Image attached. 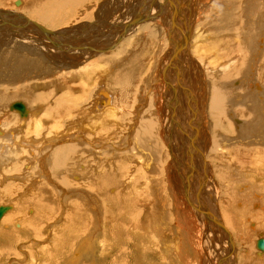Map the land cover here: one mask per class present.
I'll return each mask as SVG.
<instances>
[{
    "label": "bare ground",
    "instance_id": "1",
    "mask_svg": "<svg viewBox=\"0 0 264 264\" xmlns=\"http://www.w3.org/2000/svg\"><path fill=\"white\" fill-rule=\"evenodd\" d=\"M54 1H56V3L52 4L53 6L51 10H49L47 9L48 8L47 3L44 1L42 2L40 0H22V2H26L27 5L30 7V10L28 9L29 11L28 14H30L35 19H38L41 23L39 22L35 23L30 19L20 17L19 14L14 11L1 12V8H0V14H2V19L0 20L1 21L0 27H3L4 29H8L10 31L9 34H12L14 38L15 37L23 38L22 31H14L15 29H22L23 26L32 27L31 33L33 34H35L34 32H38V34L37 33L35 34L36 36L34 35L35 37L34 41L36 42H38L39 40H43V36L41 32L47 34L45 38H48V34L55 35V39L51 41H48V40L45 41L46 43H49L50 45H55L54 54H48L47 59H46V58H43V50L39 49V47L43 46L42 44L43 41L40 44L42 46L35 44L33 41L32 42H29V41H16L15 42L11 38V36L10 37L5 36L4 31L0 30V48L2 46L8 47V49H3V48L0 49L1 51L0 52V81L16 82L17 84H23L21 86H24V85H27L28 83V81L26 82L22 81L25 78L38 75L40 73H46L50 77L57 73V68H59V66L60 68L63 67V64H64L63 60L57 59L58 57L57 56V53H58L57 45L65 44V43L75 44L76 42L70 38L68 34L69 31L67 30L60 31V32L51 31L52 29H49V28H54L58 26V24L62 22V20H64L65 17H61L60 15L61 10H64L68 6H76L79 4V2L83 4L87 0H54ZM130 1H133V0H130ZM153 1L155 0H147L146 4L144 5L145 6L144 9H142L143 12H145L143 15V18L145 16L147 17L148 14L154 16L155 12L158 14H161L163 12H165L166 15H169V13L171 14L170 20L169 21L167 20V28H166L167 33L165 36L167 39H166V42H163L164 48H163V45L162 47L156 46V44L158 43V40L156 39V37L157 36L159 37V35L161 36L163 35V34H160L159 32V30L161 29H158V27H156L157 23L156 24L155 22L154 23L150 22L148 24L146 23L145 25L140 26L139 29L136 28V30H139L138 31L139 33L137 32L139 34L137 37L131 38L132 37L131 36L129 39L125 40V42H123L122 44L116 47L117 54L112 52V54L110 55L107 54V55L98 56L88 66H84L81 73L78 74L79 76H81V79L84 80V82L82 83V82H77V79L79 76L76 75L73 71L68 72L65 70L67 69L66 62L68 63L75 62V60H77L79 57L78 54L88 51L89 49L87 48L93 47V49H102L104 47H108V45L103 46L102 43L101 44L96 43L98 39L96 41H93V38H91L92 44H93V46H91L89 43L90 38H86L84 36L81 39L82 42L79 41L78 45H70V50L76 54L73 57L68 58L69 60H71L70 62L65 58V67H63L64 69L62 68L60 71H58V74H60L63 81L60 84H57V83L49 84V86L52 85L55 87L53 90V92L55 91L54 92L55 95L52 96V99L50 100L52 101L51 104L47 103V97H45V95L39 93V91L36 90L38 88L37 86H33V85L24 86V87L20 86L21 88L19 89V92L17 93V97L26 98L28 105L35 106V108H33L32 110L24 103L25 109H26L25 112H21L17 109H12L11 108L12 104L17 102V100H15L9 106L11 110L17 111L19 115L23 118L25 116H28L30 112H32L34 116L35 114L37 115L39 111H41L42 109L46 107V106L44 108L42 107L43 105L42 102L46 101L45 103L48 104V107L44 109V112L45 110L47 114L49 111L53 112L52 113L53 116L54 114L57 115L53 119H56V121L58 122L61 121L62 123L63 122L65 123V121H62V120L65 117H67L66 121L68 122V124L74 127L72 128V132L68 130L67 133H60V134L57 133L56 130L60 129L61 126H63L64 124V123L63 124L60 123L56 125L55 127L56 130L54 131L47 129L45 131V134H46L45 137L41 139L42 121H39L38 119L33 120L32 116L31 117L29 116L28 119H20V118L18 119V116H16L15 120L11 119L10 121H7V119H5L6 122L0 123L1 125L3 124L10 125L12 123L14 124L16 123V125L17 124L21 125V130H28V131L30 130V132L33 133V136L29 140H25V139L23 140V142L27 141L25 143L26 144L25 147H23V145L16 143L15 145H17L18 148L20 147L18 149V152L14 153L15 150H13L11 152V155L8 156L9 163H6V165L3 167L0 166V170L1 171L6 170V173L7 171L13 170V169L18 171L19 175H17V177L21 178L24 181L28 180L27 178H25L27 174H29L28 177H30V174L33 175V177H35L34 181L36 182L41 181L42 180L41 177H44L45 174H47L46 173V165H47L46 162L48 161V157L46 154H43V151L41 150L40 146L43 147L45 145L44 143H48L49 145H51V144L56 143L57 141H60L61 139L57 137L59 135L61 136V134H63L62 138L68 139V143L54 147L53 153L49 157V160L52 161V165L54 166L56 173L53 174V171L50 169V177L48 175L47 177L49 180L52 177H55L56 179H59L61 183L60 184L58 183V185L55 184L56 188L54 190L53 188L51 190H49L50 188L43 189L41 187L42 185L39 184L37 188L39 192H41L39 195H36L37 192L33 194L31 193V198L30 197H27L28 199L22 198L20 201L16 202V205L18 204V207L20 206L19 210L21 209V207L22 208L24 206L27 207L28 205L33 206L34 209H38V211L35 212L36 214L34 213L33 217L27 216L26 218L27 220H25V222L22 221V223L25 224L26 227H29L31 224L32 225L37 224V227H35L36 225H34V227L32 226L33 231L36 233L40 231L39 228L43 226V224L49 223L48 221L52 220V218L53 219H55L56 217L58 218L59 215H60L59 218L58 219L56 218L57 219L56 222L59 223V221L62 219L61 222H65L69 224V227H68L69 235L68 237L66 236L65 238L67 239L69 243L67 245L68 250L66 252V256L68 257V259H70V261L67 260L69 261L68 264H74L75 258L77 257L76 251L77 249L80 248V246H78L80 242L77 240V236L87 230V226H86L87 224H86L82 228V231L78 233L81 227H78V225H76V223H78L79 221L78 220L79 215L83 217L84 211L81 209L82 205H80L79 200L75 198L77 193L81 194L82 191H79V190L77 191V189H74V186L76 187V185H74L73 181L71 180L72 178L74 179V177H77V173H75L76 166L82 164V162L77 160V156H76L78 152V145L76 144V140L79 134H77V132L74 131V129L76 128L75 127L76 124H79V122H76V120L73 117H76L79 115L77 114L78 109L83 106V103H86L89 100V97H88L89 94L87 93L88 92L87 90H90L89 86L92 83L95 84L94 86L102 85V86H99L98 91L96 92V94L100 96V98L99 100H95L93 104V108H92L93 114L95 113V115H98L97 118H99V121H101L99 125L101 127V131L97 133L94 132L93 135L96 136V138L95 137L92 138V136L90 139L85 138L88 144L85 145L84 153L86 152V150L88 152H91V151L95 152L98 150V148H103L104 143H101V140L97 136L100 135L102 138H109V136H111L112 134H115L108 130V128L112 126V127L117 128L116 131L118 133L120 132V134L127 130V132L123 134V136L125 137L126 140L130 139L131 141L133 140L135 143L134 148L126 153V155L129 156L127 160L129 161V160H133L134 158H136L137 160L140 161L141 168L143 167L142 164L143 165L145 164L146 166H144V168L150 171V172H146L150 174L148 175L144 174V176H147L145 179L150 181L152 178H154L153 174L156 175V178L153 180L154 187L156 186L160 187L162 185L161 175L165 170L167 171L166 178H167V181L169 182L168 187H169L170 193L173 198V201H172L173 203L170 204L168 203L167 198L166 199L162 198L164 197V192H166V190L164 189L160 191L158 189H156V191L154 190L155 197L148 198L149 203L148 201L147 202L145 201V202L148 204V206H151L150 212L151 214L155 215V217L154 216L153 217L156 219L162 220L161 223L162 222L170 223L172 225L171 222H173L176 219L174 221L175 224L173 228L180 229V232L176 231V233L173 234V232L171 231L173 234L172 237L175 235L176 243L170 244L171 242L169 240L171 237L169 238V240H167L165 236H162V238L167 240V242L169 241V244L166 247V249H169L170 253L172 254L171 256L175 259L176 263L179 262V264L181 263L189 264L188 257H191L189 255L187 256L186 254L188 253L186 252V247L188 244L187 239H185L187 241L185 242V241H182L180 238L181 236H187L185 232L188 233L189 228L191 227V226H188L187 229L184 231V229L186 228V224L189 223L188 221L190 220L187 214L189 215L198 214L199 208L201 207L202 203L205 204L204 201H207L208 200L207 196L210 195L209 194L210 190H208L206 193H205V190H203L202 194L195 192V191L199 189L207 188L209 186H212L211 189H214V187L217 186L216 184H214L215 180L209 181L210 179L209 173H210L211 162H212L209 159L210 157L212 158L215 157L216 159L219 160V163L216 161H215L216 163H214V164H217V166L212 165V168L215 171L217 178L219 177V180L222 181L223 183L222 187L224 188V190H226L229 193L228 199L231 201V202L229 201L230 202L229 204H233V206L228 205V203H226V205L224 203L223 205L222 215H223L224 220H226V222H228L229 224V225L227 224V226H230L234 233H237V234L240 233V235L241 234L244 235L243 236L244 243L246 242L245 244L248 246H249V243L247 244V241H249L248 239L252 236L253 232L256 233V231L259 229H260L259 231H261V229H263L264 231V200L261 201L262 208L260 210H256L255 209L256 207L257 209L260 208L257 202H260L259 198H261V195L259 193L251 192V190L253 191L254 188H257L258 186H261V185L264 186V96L259 95L261 91L259 89H262V91H264V7L262 6V0H218L217 2H214L215 0H205L206 3L212 2V5H210L211 7L209 6L210 7L209 9H207L206 6H203L202 9H205V11L202 12L203 13L202 20L205 26L209 28V30L206 29L207 30L206 32L212 31L213 35L212 33L211 34L208 33L206 37L204 35L203 40L199 39L198 46L196 48L202 52H205L206 54L207 53L210 55L216 54L217 56H221L220 59L218 57L213 56L215 57L213 59H215V61L217 62L216 64L218 65L220 64V65L215 67L214 69L212 68L211 72L209 73L211 77L207 76L209 79L208 80L209 82L206 84V86H205V80L199 79L202 76V73H204L205 69H203L202 66H200L201 64H199L200 62H197L198 60L192 56L190 50H189V56L186 61L188 67L184 65L183 56L184 54H188V52L187 50L184 49V46H183L187 35L181 31L183 16L180 14V11L183 7L182 2L180 0H166V1L164 0V2L160 3L158 0L156 4H152ZM134 3L135 1L130 2V6H131L130 9L126 7V12L131 18L132 16H136V11H134V8L136 5ZM18 4H20V2ZM119 6L120 5H118V7ZM214 6H217L215 11L211 9ZM105 10L101 12L99 17L103 18V15H106L107 17L111 15L110 14L111 12L109 13L108 11L107 13ZM149 15L148 17H150ZM158 18L159 20L162 19L159 16ZM59 19L60 21L58 22L53 21V20H59ZM162 20H165V18ZM138 22L140 21H137V23ZM136 25L137 24L135 23V25L133 26H136ZM87 27L89 28L84 31L88 33L90 36H92L94 32L93 30H95L99 32L97 34L98 38L104 39L105 36L101 35L103 34L101 29L100 31L97 29L98 27H95V26L90 27V25ZM134 28H129V31L133 30ZM53 30H56V29H53ZM90 30H91V33H90ZM111 30H114V29H110V31ZM117 32L118 33L121 32L122 33L121 35L123 37L125 35H128L127 33L125 34L126 31H123V32L117 31ZM16 33L17 35H15ZM31 33L30 35L28 32L26 34L31 36ZM121 35L119 36L120 40L122 39ZM226 38L233 39L235 43L230 45V43L226 40ZM13 43H15V46L12 49H10V45ZM186 45H187V42H186ZM161 48H162V52H160ZM138 49L142 51L150 49L148 56L147 57L143 56L142 59L139 58L136 54V51ZM205 49H207V51ZM101 52L103 51L101 50ZM163 52L165 56L161 60H158L157 55ZM27 55L31 56L32 58L31 59L28 58ZM170 55H171V58L173 57V60H172L173 62L171 61V63L173 64V70L171 68L172 71L170 72H172L171 74L173 78L175 79V81L174 83H172V86L168 85V87H166L167 91H164L163 89L162 93L156 94V102H154V104L151 105V107H149L148 109H146L144 106L145 100L147 99L145 95H148L147 89H146L144 96L140 100L139 105L136 106L137 104L136 102L138 101H135L134 102L135 104L132 103V106H129L130 98H132V96L135 94L133 93V91L140 89L139 84L138 85L137 84L136 85L126 84L128 89L125 92L121 90L120 88L116 90L114 86L109 87L112 84L110 80V76L112 74H116L120 72L121 74L119 75V79H122L130 74L132 75L133 82L136 83L139 81V77L142 71H144V73L149 72V70L151 69V65L155 66L153 67L155 68V70L151 75L152 79H156L158 82H161L160 81L161 79H162V82L165 80H166L165 82H169L171 80V74L168 71V69H167L168 72L166 71V69H164V72L162 73V70H163L162 65L167 63V57ZM146 58H149V61H147ZM131 61H133V63H130ZM44 64L46 66L49 65L50 68L46 67L45 69ZM55 65H56V68L54 67ZM102 70L108 71L109 76L105 77L104 79V83L107 85L108 88L104 86V83H97L99 80H102L101 78H99V75H100L99 71H102ZM184 70H186V72H183ZM196 72H198L197 75H196ZM63 75L70 76L68 82L65 81L67 76L64 77ZM187 79L189 81H186ZM17 81H21V82H17ZM119 82L120 80H115V84ZM230 83H233L232 87L230 86ZM2 86L4 90H7L9 87L7 84H4ZM49 86L46 85V87L48 88ZM66 86H70L71 88H75V89H81L82 91L76 90L77 91L76 93L66 92V95L58 96L57 91L55 89L58 88L57 90L61 91L62 88ZM189 86H193L192 90L195 91V95H199L198 93H200V95L202 94L204 103L209 102L207 103L206 112H205L206 114L204 116L193 118L194 109L190 106L189 104L190 101H188V99L185 98V96L190 94L189 93L190 89L188 92L186 91L188 90L187 88ZM120 92L123 93V98H125L126 100L125 103H123L124 105H126V107L124 108H127L129 106L128 108H131V113H133V115L129 118H126L124 116L123 117L124 119L121 118V121H119V119L116 116L117 109L119 108V105H120L119 101H118L119 105H117L116 102L119 99ZM137 97L136 99H138ZM12 99H13L12 96H5L3 93L0 92V109H3V107H5L9 102H11ZM174 99L179 104H176L174 102ZM107 105H112V106L109 107ZM79 110L82 111L81 109ZM141 110H142V114H141L142 116L140 115ZM85 111H87L86 108H85ZM74 112H76L75 115H74ZM180 115L182 116L180 117ZM202 117L204 120L202 119ZM84 118L88 119V116L84 115ZM128 119L130 121H128ZM32 120L34 121V123L32 122ZM124 121L129 122V123L127 124ZM96 126H97L96 122L93 121L92 127H94L95 130H96ZM102 126L105 128V130L103 129ZM52 132H53V135H51ZM179 132L183 133L184 137L187 140V144H185ZM2 133H3L2 129L0 128V136L2 135ZM12 133L13 132H11L10 135H12ZM118 133L115 135L117 136ZM135 133H137V135L134 137ZM188 133L192 137V139L188 138L189 136ZM197 135L199 136V138ZM0 140H4V138L3 139L0 138ZM193 140L198 141V144L200 146L202 145L200 147L201 148L200 151L204 150L208 160L211 162L207 160L205 162L204 161L202 162V160L198 158V155L200 158H202V155H201L202 151L200 152L198 149H196ZM40 142L42 143L43 146L40 145ZM174 143H177V146H174ZM138 144H140L141 146H139ZM169 146L171 147L170 151L164 152L165 148ZM3 147L4 145L0 147V154L5 149L11 150L13 148V146L11 147L10 145L5 146L4 148ZM26 147H28L29 150H27ZM186 147H187V150H186ZM27 152L32 153L30 156L31 158H28V160L26 156ZM21 154L23 155L25 154V156L23 155L20 156ZM187 154L188 156L192 155V159H193V163L191 164V166L193 165V167H190L188 169L186 168L184 164L187 158ZM165 156L166 157L171 156L170 162L168 163L169 165L166 167L164 166V163H163L164 161L163 159ZM188 158H190V156ZM230 159L234 161L235 163H231ZM12 161L14 162L12 163ZM111 161H109L108 159H98L97 158L96 164H98L99 168L102 167V169L97 170V168L95 167L93 168V170H91L90 172L91 179L88 180L90 182L88 186L94 188V190L97 191V193L102 195V198L104 199V201L111 202L112 200H115L119 204L118 206L113 205V207L115 208V211H116V208H119L121 211L109 212V214L111 215L110 216L111 220L112 218L115 217L116 220L127 225L129 224V222L127 221L126 217L130 214L129 210L132 207L131 204L129 203H134L135 201H131L130 198L124 199V195L120 196V192L123 188L121 184L126 186L127 183L122 182V180L119 178V174L122 175V173L125 171H122V172L120 170L114 171L116 166H113V163ZM31 171H34V172H31ZM186 171H188V175H187L188 180H186V182L184 183L185 188L187 189L186 191L184 190L186 192L184 195L183 186H182L183 181H182L180 174L186 175ZM249 172H251L252 175H249L248 174ZM189 173L191 174L189 175ZM234 176H240L241 178L237 180H233L234 181V184H233L230 181H232L231 179ZM225 183H227V185H230L232 187L234 185L232 192L228 190V188L226 187L227 185ZM30 185L33 186V184H30ZM30 185H28L29 187L28 189L31 188ZM187 186H190L192 191H189ZM260 188L261 187L257 188V190H259ZM52 191H55V193H57V196L62 197V199H56L51 202V197L49 196L50 194L49 192H52ZM111 191L114 193V195L112 194V196L109 195ZM46 193H48L47 197L45 196ZM84 193L85 192H83L82 194ZM222 194L223 193H221V195ZM231 194L233 195V199H231L232 197ZM192 195L194 196L191 197ZM45 200L47 201V203L45 202ZM243 201H245V203L247 201L248 203L247 209H242L241 207L240 208L242 210H238V209L231 210L230 209V207H233V208L234 206L238 207V204L240 203L242 204ZM61 204L63 205L61 206ZM127 204L129 205L127 206ZM91 205L93 206V204ZM0 206L8 207L7 211L0 218L1 224L3 225L10 224L9 219L13 216L14 213L12 212V214H9V215L7 213L13 209V205H0ZM127 207L129 208V210ZM15 208L17 209V206ZM172 208L174 209V211H172ZM193 208L196 209V212L193 211ZM217 211H218V216L220 214V219L217 218V220L218 221L220 220L221 222V218H222L221 212H219V210ZM170 212H173L175 214V217L173 220L171 219V217H169ZM201 213L203 215V218L202 217L200 218L198 216H196L195 218L198 221H201V225L203 226L207 220L209 224L210 219L208 218L205 221L206 219L205 215L203 212ZM15 222L11 221V224L14 223L15 225H17L18 223H20L18 225H20V227L22 226V223L20 221H17L16 223ZM106 222L107 221H105V223ZM143 222H145V220ZM139 224H138V227H139ZM146 224H149V223H146ZM38 226L40 227L38 228ZM157 226L158 225H156V227ZM11 227L12 226H10V228ZM32 227H30V230L32 229ZM216 228L218 229V227ZM20 229L26 231L24 226H22V228ZM49 229L51 228L49 227ZM192 229L193 228L191 227V230ZM143 230H147V229H143ZM11 231H15V228H12ZM221 232L222 230L220 231V233ZM88 233L89 231L85 234H88ZM150 233L152 234V232H148V236L147 235L146 236L150 237L149 235ZM165 233H167V231ZM5 234H6L5 232H2L1 235L5 236ZM104 234L106 235L105 232ZM140 235L142 234L140 233ZM160 235L158 234V236ZM194 235L196 234L194 233ZM4 236H0V237H2L3 239ZM136 236H139V235L137 234ZM61 237L64 238L65 236L63 235ZM85 237L89 238V236H86V235ZM160 237L158 238V240L160 239ZM91 238H92V235H91ZM143 238L144 237H142V240ZM261 239L262 238H259L256 241V247L257 249L259 248L262 250L258 253L260 254L262 253L263 256L261 258H255L253 261L254 264H264V253H263L264 247H259V244H258L259 240ZM3 240H6V239H3ZM141 241H139L140 244H143ZM163 241L164 240H162V242ZM76 243H77V246L75 247L76 249H74V246H75L74 244ZM81 243H84V242H81ZM90 246L92 248V245ZM83 247L84 246H82V248ZM13 249L14 247L13 246L11 247V244L9 243L0 245L1 263L3 262L4 264L8 261V258L10 257V255H13L14 253ZM81 250L83 251V249ZM125 250H126V247H125ZM172 250H174L175 252ZM40 252L42 254V251ZM51 252L53 253V250ZM63 252H64V255L61 254L62 255L61 257L64 256L63 258L66 259L65 251L63 250ZM73 254L74 256H72ZM243 255L249 258V254L243 253ZM232 256L231 258H233ZM57 257H60V256H57ZM215 257H217V255ZM224 258H225V255H223L221 258L218 257V259L221 260V262L224 260ZM248 258L242 263L246 264L249 260ZM194 259L196 260V262H198L196 258ZM55 260L60 261L61 259L55 258ZM55 260H53L55 264H58V261H55ZM190 260L192 261V257ZM236 260L237 259L235 258L230 259L227 264H236ZM242 260L243 259H240L239 262H241ZM60 262L62 263L63 261H60ZM123 262L124 264H128L126 259ZM45 263L47 264L48 262H45Z\"/></svg>",
    "mask_w": 264,
    "mask_h": 264
},
{
    "label": "rangeland",
    "instance_id": "2",
    "mask_svg": "<svg viewBox=\"0 0 264 264\" xmlns=\"http://www.w3.org/2000/svg\"><path fill=\"white\" fill-rule=\"evenodd\" d=\"M19 1H20V4L16 3L17 0H4V1L0 0L1 12H3V11H14V12H17L20 17L30 19L35 23H37V22L41 23L38 19H35L30 14H28V12H29L28 9L30 10V7L27 5V3L22 2V0H19ZM40 1L46 2L48 5L47 9H49V10H51V8L53 6L52 4L56 3V1H54V0H40ZM134 1H135L134 4L136 5V6L134 5L135 6L134 11H136V16H132V18H131V17H129L128 13L126 12V7L128 9H130L131 8L130 2H134ZM141 1H143V2H141ZM180 1L182 2V6H183L181 11H180V14L183 16L181 31L187 35L184 44L182 43L184 46V49L187 50V52H188V54H184V56H183L184 65L186 67H188L186 61H187V58L189 56V50H190L192 56L195 59H197L198 60L197 62H200L199 64H201L200 66H202V68L205 69L204 73H202V76L199 79L205 80V86H206V84L209 82L208 81L209 79L207 76L211 77L209 73L211 72L212 68L214 69L215 67L220 65V64L219 65L216 64L217 62L213 58H215V57H218L219 59L221 58V56H217L216 54H212V55H210L208 53L206 54L205 52H202L196 48L198 46L199 39L203 40L204 35H205V37H206V35H208V33H210V34L212 33V35H213L212 31L206 32L207 30H209V28L205 26V24L202 20V18H203L202 12L205 11V9H202L203 6H206L207 9H209L211 7L210 5H212V2L206 3L205 0H202V1H200V0H180ZM217 1L218 0H215L214 2H217ZM137 2H139V3H137ZM146 2H147V0H145V1L144 0H133V1H130V0H87L83 4H81V2H79L80 5L78 4L76 6H68L64 10H61L60 15H61V17H65L64 20H62V22H60L58 24V26H56L54 28H49V29H52L51 31H59V32L67 30V31H69L68 34H69L70 38L76 42L75 44L65 43V44L57 45V47H58L57 59L63 60V62H64L63 67H65V58L70 62L71 60H69L68 58H71L76 54L70 50V45H78V42L79 41L82 42L81 39L84 36L86 38H90L89 43L91 46H93L91 38H93V41H96L98 39V41L96 42L98 44L102 43L103 46L108 45V47H104L102 49H93V47L87 48V49H89L88 51L83 52L81 54H78L79 57L77 60H75V62H70V63L66 62L67 69H65V70L68 72L73 71L76 75H78L79 73H81L84 66H88L98 56L107 55V54L110 55V54H112V52L117 54V48L116 47L118 45L125 42V40L129 39L131 36H132L131 38L137 37L139 35L138 34L139 30H136V28L139 29L140 26H143L146 23L148 24L150 22L151 23L155 22V24L157 23L156 24L157 26L156 25L155 26L158 27V29H161V30H159V32H160V34H163L162 35L163 37L161 35H159V37L158 36L156 37V39L158 40V43L156 44V46L162 47V45H163V48H164L163 42H166V39H167L165 37L166 33H167V30H166L167 20L168 21L170 20L171 14L169 13V15H166V13L163 12L164 14L161 13L162 14L161 15V14H158L155 12L154 16L148 14L150 17H148V15H147V17L145 16L143 18V15L145 12H143L142 9H144V7H145L144 5L146 4ZM157 2H158V0H155L152 2V4H156ZM159 2L160 3L164 2V0H159ZM123 3H125L126 6ZM107 4H108V6H107ZM118 5H120V6L118 7ZM262 6L264 7V0H262ZM216 8H217V6H214L211 9H213V11H215ZM105 9H107V10H105ZM103 10H105L107 13H108V11H109V13L111 12L110 13L111 15H109V17H107L106 15H103V18L99 17ZM123 10H124V12H123ZM158 16L162 19L165 18V20H162V19L159 20ZM1 19H2V14H0V20ZM53 21L58 22V21H60V19L59 20H53ZM137 21H140V22L137 23ZM160 21H162V22H160ZM135 23L137 25L133 26V25H135ZM89 25H90V27H92V26L98 27L97 28L98 30L101 29L103 32V34H101V35L105 36L104 39L98 38V36H97V34L99 33L98 31L93 30L94 32L92 31L93 32L92 36H90L88 33H86L84 30L88 29L89 27H87V26H89ZM31 28L32 27H29V26H23L22 29H15V30L13 29L14 31H22L23 38H21V37H15L14 38L12 34H9L10 31L8 29H4L3 27H0V30L4 31L5 36H7V37L11 36V38L15 42L16 41H29V42L33 41L35 44L40 45L41 42L43 41V43H42L43 46L40 45L42 47H39V49L43 50V58L47 59L48 54H54L55 45H50L49 43H46L45 41L46 40L51 41V40L55 39V35L48 34V38H45V36L47 34L41 32V34L43 36V40H39L38 42H36V41H34V38H35L34 35L36 33L38 34V32H34L35 34L31 33ZM129 28H134V29L129 31ZM201 28H202V30H201ZM53 29H56V30H53ZM110 29H114V30H111L112 31L111 32ZM117 31H122V32L126 31L125 34L127 33L128 35H125L123 37L121 35L122 33L121 32L118 33ZM162 31H164L165 33ZM27 32L29 33V35L31 33V36L27 35L26 34ZM135 32L136 33L138 32L137 35ZM168 32H169V30H168ZM90 33H91V30H90ZM198 33H200V34H198ZM15 35H17V33ZM76 35H78V36H76ZM120 35L122 37L121 40L119 37ZM133 35H135V36H133ZM117 37H119V38H117ZM226 40L230 43V45L235 43V41L231 38H226ZM186 42H187V45H186ZM14 46H15V43L11 44L10 49H12ZM35 47H37V46H35ZM1 48L8 49V47H6V46H2ZM101 50L103 52H101ZM149 50L150 49L142 51V50L138 49L136 51V54L139 58L142 59L143 56H145V57L148 56ZM205 50L207 51V49H205ZM160 52H162V48H161ZM157 56H158V60H161L165 56V54L163 52ZM213 56H215V57H213ZM27 57L30 59L32 58L29 55H27ZM51 60H52V58H51ZM146 60L149 61V58H146ZM172 60H173V57L171 58V55L167 57V63L162 65V68H163L162 73L164 72V69H166V71L168 69L169 72L173 70V64L171 63ZM130 63H133V61H131ZM211 65H213V66H211ZM46 67L50 68L49 65L46 66L44 64L45 69H46ZM54 67L56 68V65ZM153 67H155V66L151 65V69L147 73H144V71H142V73L140 74V77H139V81L136 83L133 82L132 75H130V74L128 76L122 78V79H119V75L121 74L120 72H118L116 74H112L110 76V80H111L112 84L109 87L114 86L116 90H118L120 88L121 90H123L125 92L128 89L126 84H132V85H136V84L138 85L139 84L140 89L134 90L135 92L133 91V93H135V94L132 96L133 99L130 98V102H129L130 105L129 106H132V103H134L135 101H138V102H136L137 103L136 106L139 105L140 100L144 96L146 89H147L148 95H145L147 97V99L145 100L144 106L146 109H148L149 107H151V105L154 104V102H156V94L162 93L163 89H164V91H167L166 87H168V85L172 86V83H174V81H175V79L173 78V76L171 74L172 72H170L171 83H170V81L165 82L166 80L162 82V79L160 80L161 82H158L156 79H152L151 75L155 70V68H153ZM62 68H60V66H59V68H57V73L55 75L50 76V77L46 73H40L38 75H34L31 77L25 78L22 81H24V82L28 81L27 85H24V86H30V85L37 86L38 88L36 90L39 91V93L45 95V97H47V103L51 104L52 101H50V100L52 99V96L55 95L54 94L55 91L53 92L55 87L52 85L49 86V84H51V83L60 84L63 81L60 74H58V71H60ZM171 68H172V70H171ZM183 72H186V70H184ZM99 74H100L99 78H101L102 80H99L97 83H104L105 77L109 76L108 71L102 70V71H99ZM197 74H198V72H196V75ZM196 75H195V77H196ZM66 76H64V77H66ZM204 76L206 79L204 78ZM150 77H151V79H150ZM69 78H70V76H67L65 81L68 82ZM115 80H120V82L115 84ZM186 81H189V80L187 79ZM17 82H21V81H17ZM77 82L83 83L84 80H82L81 76H79L77 79ZM4 84H7L9 86L7 90H4V88L2 86ZM21 85H23V84H17L16 82L0 81V92L3 93L5 96H12L13 97L11 102H9L5 107H3V109H0V123L6 122L5 119H7V121H10L11 119L15 120L16 116H18V119L19 118L20 119H28L29 116L30 117L32 116L33 120L38 119L39 121H42L41 139H43L46 135L45 131L47 129L54 131V130H56L55 129L56 125H58L62 122L61 121L58 122V121H56V119H53L54 117L57 116L55 114L53 116V114H52L53 112L49 111L50 114H49V112L47 114L46 110L44 112V109H46L48 107V104L45 103L46 101L42 102L43 105L41 104L43 108L45 106L46 107L44 109H42L41 111H39L37 113V115L35 114L34 116H33V113L30 112V114L28 116H25L23 118L19 115V113L17 111L11 110L9 108V106L15 100L22 101L32 110H33V108H35V106H29L28 105L26 98L17 97V93L19 92V89L21 87H24ZM46 85L49 86V88L46 87ZM94 85L95 84L92 83L89 86L90 90H87L88 91L87 93L89 94V96H88L89 100L86 103H83V106L81 108H79L82 111H80L78 109L77 114H79V115L76 117H73L76 120V122H79V124H76V126H75L76 128L74 129V131H76L77 134H79L77 136V140H76V144L78 145V152H77L76 156H77V160L82 162V164L76 166V170H75L76 172L75 173H77V177H74V179L72 178L71 180L73 181V184L76 185V187L74 186V189H77V191L78 190L82 191L81 194L77 193L75 198L79 200L80 205H82L81 209L84 211L83 217L79 215V218H78L79 221H78V223H76V225H78V227H81V229L78 231V233H80L82 231V228L86 224H87L86 225L87 230L89 231L88 234H85L88 232L86 230L85 232H83L77 236V240L80 243L81 242H84V243L78 244V246H80V248H79L80 251H79V249H77V251H76L77 257L75 258L74 264H104V263L105 264H111V263L113 264V262H114V264H124L123 261H125V259L128 262V264H134V263L135 264H139V263H141V264L142 263L143 264H151V263L152 264H173L174 262H175L174 264H177V263L179 264V262L176 263L175 259L171 256L172 254L170 253L169 249H166V247L169 244V241L171 242L170 244L176 243L175 235L173 236L174 238L172 237V235L174 233H176V231L180 232V229L173 228L174 224H175L174 221L176 219L173 222L170 221L172 223V225L170 223H164V222L161 223L162 220L154 218L155 215L151 214V212H150L151 206H148V204L146 203L147 201L149 203L148 198L155 197L154 192L156 191V189H158L159 191L163 190V189L166 190V192H164V197H162V198L163 199L167 198V201L170 204L173 203L172 202L173 198H172V195H171L169 187H168L169 182L167 181V178H166L167 177L166 176L167 171L165 170L161 175L162 185L160 187H157V186L154 187L153 180L156 178V175L153 174L154 178H152L150 181L145 179L147 176H144V174H146V175L150 174V173H146V172H150L148 169L144 168V166H146V165L142 164L143 167L141 168L140 167V165H141L140 161L137 160L136 158H134L133 160H129L130 162L127 160V158L129 156H127L126 153L128 151L132 150L135 146V143L133 140L132 141L130 139L126 140L125 137L123 136V134H125L127 132V130L120 134V132L118 133L116 131L117 128L112 127V126H110L108 128V130L110 132L115 133V134L118 133L117 136L115 134H112L111 136H109V138H102L100 135H98L97 137L101 140V143H104L103 148H98V150L95 152L94 151L88 152L86 150V152L84 153L85 145L88 144L85 138L90 139L91 136H92V138H94V137L96 138V136L93 135L94 132L97 133V132L101 131V127L99 126L101 121H99V118H97L98 115H95V113L93 114L92 108H93V104H94L95 100H99V98H100V96H98L96 94V92L98 91L99 86H102V85H98V86H94ZM86 86H88V85H86ZM104 86L107 87V85L105 83H104ZM230 86L232 87L233 83H230ZM192 88H193V86H189L187 88L188 90H186V91L188 92L190 89V92H189L190 94L185 96V98H187L188 101L191 102V103L189 102V104L194 109L193 118L199 117V116H204L206 114L205 112H206L207 103H209V102L204 103V100L202 98V94L200 95V93H198L199 95H195V91H193ZM57 89L58 88H56L55 90L57 91L58 96L66 95V92L76 93L77 92L76 90H81V89L71 88L70 86H66V87L62 88L61 91H59ZM143 89H145V90H143ZM259 90H261L259 95L264 96V91H262V89H259ZM259 90H257V91H259ZM136 93H137V95H136ZM136 97L138 99H136ZM200 99H201V101H200ZM118 101L120 102V105L118 104ZM125 101L126 100H125V98H123V93L120 92L119 99L116 102V104L119 105V108L117 109V113H116V116L119 119V121H121V118H123L124 116L126 118H129L133 115V113H131V108H128L129 106L127 108H124V107H126V105L123 104V103H125ZM174 102L176 104H179L175 101V99H174ZM107 106L111 107L112 105H107ZM166 106H165V108H166ZM85 108L87 111H85ZM75 113L76 112H74V115H75ZM141 114H142V110H141L140 115ZM84 115H87L88 119H85ZM181 116L182 115H180V117ZM66 119H67V117H65L62 120V121H65V123L63 122L64 123V124L62 123L63 126H61L60 129L56 130L57 133H59V134L60 133H67L68 130L72 132V128H74V127L72 125L70 126V124H68ZM202 119H203V117H202ZM33 120H32V122L34 123ZM93 121L96 122V125H97L96 130L94 129V127H92ZM128 121H130V120L128 119ZM124 122L127 124L129 123L126 121H124ZM0 128L2 129V132H3L2 133L3 136L1 135L0 138H2V139L4 138V140H0V145L1 146L4 145V147L7 145H10L11 147L13 146V148L11 150L5 149L0 154V166L3 167L6 165V163H9L8 162V159H9L8 156L11 155V152L13 150H15L14 153L18 152V149L20 147L18 148L17 145H15V144L18 143L20 145H23V147H25L26 146L25 143L27 141L23 142V140L24 139L29 140L33 136V133L30 132V130L29 131L28 130H21V125H19V124L16 125V123L15 124L12 123L10 125H7V124L1 125L0 124ZM103 129L105 130L104 127H103ZM42 131H44V132H42ZM11 132H13L12 135H10ZM179 133L181 134V137H182L183 141L185 142V144H187V140L184 137L183 133L182 132H179ZM51 135H53V132ZM62 135L63 134H61V136L59 135L57 137V138L61 139V140L59 139L60 141H57L56 143L51 144V145H49L48 143H44L45 145L43 146L42 143L40 142V145L43 146V147L40 146L41 150L43 151V154H46L48 157V161L46 162V164H47L46 165V173L47 174H45L44 177H41V179H42L41 181L36 182V181H34L35 177H33V175L30 174V177H28L29 174H27L25 178H27L28 180H26L27 181L26 182V181L22 180L21 178L17 177V175H19V172L14 170V169H13L14 171L9 170V171H7V173H6V170H2V171L0 170V205H13V209L10 212H8L7 214L9 215V214H12V212L14 213L13 214L14 217L12 216L13 218L11 217L12 219L11 218L9 219L10 224H4L3 225L0 222V224H1L0 225V236H4V235H1L2 232L6 233L5 236L3 237V239H6V240H3L2 237H0V245L9 243V244H11V247L12 246L14 247L13 255H10V257L8 258V261L4 264H42V263L46 264L45 262H48L47 264H51V263L55 264V262L53 261V260H55V258L56 259L59 258V259H61L60 261H63L61 263L59 260H55V261H58V264H68V262L70 261V259H68V257L66 256V252L68 250L67 245L69 243H68L67 239H65L66 236L68 237V235H69V232H68L69 224L65 223V222H61L62 219L60 221L58 220L59 223L56 222L60 216L59 215L58 218L56 217L57 219L52 218V220L48 221L50 224L45 223L41 227L38 226V228L40 227L39 228L40 231L38 233H36L33 231V227H34V225H36L35 227H37V224H34V225L31 224L29 227H26L25 224L22 223V221L25 222V220H27L26 219L27 216L33 217L34 213L37 212L38 209H34L33 206L28 205L27 207L26 206H24L23 208L21 207V209L19 210L20 206L18 207V204L16 205V202L20 201L22 198H27V197L31 198V193L33 194V193L37 192L36 195H39L41 193L37 189L39 184L42 185L41 187L43 189H49L50 188L49 190H51L53 188V190H54L56 188L55 184L58 185V183L59 184L61 183L60 180L56 179L55 177H52L49 180L47 175L50 177V169L53 171V174L56 173L54 166L52 165V161L49 160V157L53 153V148L58 146V145H63V144L68 143V139L62 138ZM136 135H137V133L134 134V137ZM188 135H189V133H188ZM188 138L192 139V137L190 135L188 136ZM198 138H199V136H198ZM161 141H162V139H161ZM193 141H194V145H195L196 149H198L200 151V149H201L200 147L202 145L200 146L198 144V141H195V140H193ZM138 145L141 146L140 144H138ZM174 146H177V143H174ZM106 147H107V149H106ZM26 148H27V150H29L28 147H26ZM170 148H171L170 146L165 148L164 152L170 151ZM167 149H169V150H167ZM47 150H49V151H47ZM186 150H187V147H186ZM201 151L200 152H201L203 159L200 158L199 155H198V158L201 159L202 162L203 161L205 162L206 160L209 161L204 150H201ZM31 154H32L31 152H27V154H26L27 160H28V158H31L30 157ZM22 155L23 154H21L20 156H22ZM23 156H25V154ZM189 156H190V158H188ZM189 156L187 154V158H186V161L184 163L187 169L190 167H193V165L191 166V164L193 163L192 155H189ZM97 158L98 159H108L109 161L114 159L113 161H111L113 163V166H116L114 171H116V170H120L121 172L125 171L122 173V175L119 174V178L122 180V182L127 183L126 186L121 184L123 186V188L121 190L122 193L120 192V196L124 195V199L130 198L131 201H135L134 203H129L132 206L130 210L127 207L129 212H130V214L126 217L127 221L129 222V224H127V225H125L122 222H119L118 220H116L115 217L112 218V220H111V217H110L111 215L109 214V212L121 211L119 208H116V211H115V208L113 207V205L118 206L119 204L115 200H112L111 202L104 201V199L102 198V195L97 193V191H95L94 188L88 186L90 183L88 180L91 179V175H90L91 170H93V168H95V167L97 168V170L102 169V167L99 168L98 164H96ZM170 158H171V156H167V157L165 156L164 157L163 163H164L165 167L169 165L168 163L170 162ZM209 159L212 161V162L209 161V162H211V168L209 166V168H210V173H209L210 179H209V181L215 180L214 184H216L217 186L214 187V189H211L212 186H209L207 188L199 189V190L195 191V192L202 194L203 190H205V193L208 190H210V192H209L210 195L207 193L209 195V196H207L209 201L208 200L204 201L205 204L202 203V205H201L202 208L201 207L199 208L198 214H191V215L187 214L189 216V219H190L188 221L190 224L186 222L187 224H186V228L184 229V231L187 229L188 226H191L193 229L191 230V227H190L189 232L188 233L185 232V234L187 236H181L180 237L182 241H185V242L188 241L187 242L188 244L186 247V252H188V253H186V254H187V256L188 255L191 256L192 261H193V263H192V261L190 260L191 257H188L189 264H199V263L200 264L201 263L202 264H206V263L207 264H227L229 262V260L233 259V258L237 259L236 264H238V263L243 264L242 262H244L248 258V257H245V255H243V253L249 254V258H248L249 260L246 264H254L253 261L255 258H261L263 256L262 253L261 254L258 253L262 250L259 248L257 249L256 241L259 238L264 239V233H263L264 231H263V229H261V231H259L260 230L259 229L256 231V233L253 232L252 236L250 237L251 239L249 238L248 239L249 241H247V244L249 243V246H248L245 244L246 242L244 243V240H243L244 235L241 234L242 235L241 236L240 233H238V234L234 233L232 231V228L230 226H227L228 222H226V220H224L223 215H222L223 205H224V203H225V205H226V203H228V205L233 206V204H229L231 202L228 199L229 193L226 190H224V188L222 187L223 186L222 181L219 180V177L217 178V175L212 168V165L217 166V164H214V163H216V162L219 163V160L216 159L215 157H213V158L210 157ZM187 160H188V162H187ZM13 162L14 161H12V163ZM194 162H195V160H194ZM230 162L235 163L231 159H230ZM36 167H38V166H36ZM77 168H79V169H77ZM31 172H34V171H31ZM22 174H23V172H22ZM190 174L191 173H189V175ZM248 174L252 175L251 172H249ZM153 175H151V176H153ZM180 175H181V178L183 181V182L182 181L181 182H182V186H183V193L185 195V193H186L185 191L187 189L185 188L184 183L186 182V180H188V176H187L188 171H186V175L185 174H180ZM21 177H22V175H21ZM239 178H241V177L240 176H234L231 179L232 181H230V182L234 184L233 180H237ZM189 181H190V179H189ZM30 184H33V186ZM225 184L227 185V183H225ZM28 185L31 186L30 189H28L29 188ZM187 187H188L189 191H192L190 186H187ZM226 187L228 188V190L230 192H232L234 185H233V187L230 185H227ZM259 187H261V188L259 190H257V188H259ZM257 188H254V190L253 191L251 190V192L259 193L261 195V198H259L260 202H257V204H259L260 208L257 209V207L256 208L254 207L256 210H260L262 208L261 201L264 200V186L261 185V186H258ZM25 191H27V192H25ZM221 191H223V192H221ZM83 192H85V193L82 194ZM211 192H212V194H211ZM49 193H50L49 196L51 197V202L56 200V199H62V197L57 196V193H55V191H52ZM221 193H223V194L221 195ZM47 194L48 193L45 194L46 197H47ZM112 194L114 195V193L111 191V193H109V195L112 196ZM193 196L194 195H192L191 197H193ZM231 199H233V195H232ZM210 201H212V202H210ZM45 202L47 203L46 200H45ZM104 203H105V205H104ZM91 204H93V206ZM129 204H127V206ZM62 205L63 204H61V206ZM247 205H248L247 201H246V203H245V201H243L242 204L241 203L238 204V207L234 206V208L230 207V209L231 210L232 209L233 210L234 209H238V210L247 209L248 208ZM16 206H17V209L15 208ZM28 208L30 209V211ZM109 209H110V211H109ZM217 210H219V212H221V216H222L221 222H220V220L219 221L217 220V218L220 219V214L218 216ZM172 211H174L173 208H172ZM193 211L196 212V209L193 208ZM140 212H142V213H140ZM201 212H203L205 215V218H206L205 221L208 218L210 219L209 224H208V220H207L203 226V225H201V221H198L195 218L196 216L203 218V215ZM206 213H207V215H206ZM63 214H65V213H63ZM140 214H142V215H140ZM169 214H170L169 217H171V219L173 220L175 217V214L173 212H170ZM194 219H196V220H194ZM142 220L143 221L145 220V222H143ZM11 221H13V222L20 221L22 223V226L25 227L26 231L20 229V228H22V226L20 227V225H18L20 223H18L17 225L12 223L13 224L12 225ZM105 221H107V222L105 223ZM137 221H139V222H137ZM216 221L218 222V224ZM245 222H246V220H245ZM116 223H118V224H116ZM137 223L138 224L141 223V224H139V227H138ZM146 223H149V224H146ZM88 224H89V226H88ZM194 224L195 225L197 224V225L195 226ZM90 225H91V227H90ZM120 225H122V226H120ZM140 225H141V227H140ZM156 225H158V226L156 227ZM10 226H12V227L10 228ZM30 227H32L31 230H30ZM49 227L51 229H49ZM216 227H218V229ZM12 228H15V231H11ZM169 228H171V229H169ZM143 229H147V230H143ZM220 229L222 230L221 233H220V231H221ZM181 230H183V229H181ZM166 231H167V233H165ZM168 231L171 234H169ZM171 231L173 232V234ZM196 231H197V233H196ZM104 232L106 233V235L104 234ZM148 232H152V234L151 233L149 234L150 237H147ZM140 233L142 235H140ZM194 233L197 235V237H196V235H194ZM137 234L139 236H136ZM143 234H145V235H143ZM158 234L159 235L161 234L160 235L161 237L158 236ZM63 235L65 236L64 238L61 237ZM85 235L89 236V238L88 237L86 238ZM91 235H92V238H91ZM191 235H192V237H191ZM162 236H165L167 238V240H169L170 237L171 238L167 242V240L163 239ZM189 236H190V238H189ZM219 236L220 237L222 236V237L220 238ZM142 237H144L143 240H142ZM159 237H160V239L158 240ZM177 237H178V235H177ZM90 238H91V240H90ZM198 238H199V240H198ZM230 238H231V240H230ZM244 238H246V237H244ZM185 239H187V241ZM85 240L87 241V243ZM162 240H164V241L162 242ZM136 241L139 244H140L139 241H141L143 244L139 245ZM190 241H191V243H190ZM216 242L219 244H217ZM96 243H97V245H96ZM100 243H101V245H100ZM161 243H163V244H161ZM74 245H75L74 249H76L75 247L77 246V243ZM90 245H92V248ZM82 246H84V247L82 248ZM125 247H126V250H125ZM122 248H123V250H122ZM81 249H83V251ZM50 250L51 251L53 250V253ZM63 250L65 251L66 259L63 258L64 256L61 257L62 255H64ZM93 250H95V251H93ZM234 250H236V251H234ZM247 250H248V252H247ZM40 251H42V254ZM172 251H174V250H172ZM78 252H80V253H78ZM217 252H219V253H217ZM232 254H233V256H232ZM216 255H217V257H215ZM223 255H225V258L221 262V260H219L218 257L221 258ZM57 256H60V257H57ZM72 256H74V254ZM143 256H144V258H143ZM231 256L233 258H231ZM194 258H196L199 263L196 262V260ZM240 259H243V260L241 262H239ZM67 260H69V261H67ZM102 261H103V263H102ZM0 264H3V262L1 263V260H0Z\"/></svg>",
    "mask_w": 264,
    "mask_h": 264
},
{
    "label": "water",
    "instance_id": "3",
    "mask_svg": "<svg viewBox=\"0 0 264 264\" xmlns=\"http://www.w3.org/2000/svg\"><path fill=\"white\" fill-rule=\"evenodd\" d=\"M20 1L19 0H17V4L19 3ZM11 108L12 109H17V110H19V111H21V112H25V105H24V103L23 102H21V101H17V102H15V103H13L12 104V106H11ZM7 209H8V207L7 206H0V218L3 216V214L7 211ZM258 244H259V247H264V239H261V240H259V242H258Z\"/></svg>",
    "mask_w": 264,
    "mask_h": 264
}]
</instances>
